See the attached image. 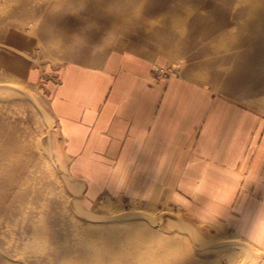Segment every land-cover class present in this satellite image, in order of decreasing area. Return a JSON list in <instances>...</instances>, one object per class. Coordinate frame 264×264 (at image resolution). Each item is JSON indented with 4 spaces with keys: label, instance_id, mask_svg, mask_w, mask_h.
<instances>
[{
    "label": "crops",
    "instance_id": "crops-1",
    "mask_svg": "<svg viewBox=\"0 0 264 264\" xmlns=\"http://www.w3.org/2000/svg\"><path fill=\"white\" fill-rule=\"evenodd\" d=\"M77 1L0 0V73L45 101L69 190L84 210L143 203L264 256V76L252 101L187 68L155 80L151 52L74 47ZM37 45L56 52L27 60Z\"/></svg>",
    "mask_w": 264,
    "mask_h": 264
},
{
    "label": "rangeland",
    "instance_id": "rangeland-1",
    "mask_svg": "<svg viewBox=\"0 0 264 264\" xmlns=\"http://www.w3.org/2000/svg\"><path fill=\"white\" fill-rule=\"evenodd\" d=\"M68 9L74 47L148 51L162 60L154 69L187 68L219 89L249 90L251 101L264 76V0H81ZM53 52L37 45L25 56ZM62 158L37 89L0 73V264H264L240 237H211L177 213L165 220L115 200L84 210Z\"/></svg>",
    "mask_w": 264,
    "mask_h": 264
},
{
    "label": "built area",
    "instance_id": "built-area-1",
    "mask_svg": "<svg viewBox=\"0 0 264 264\" xmlns=\"http://www.w3.org/2000/svg\"><path fill=\"white\" fill-rule=\"evenodd\" d=\"M168 75H169V71L168 70L159 69V68H155L154 69V77H155V79L164 78V77H166Z\"/></svg>",
    "mask_w": 264,
    "mask_h": 264
},
{
    "label": "bare ground",
    "instance_id": "bare-ground-1",
    "mask_svg": "<svg viewBox=\"0 0 264 264\" xmlns=\"http://www.w3.org/2000/svg\"><path fill=\"white\" fill-rule=\"evenodd\" d=\"M212 28V27H211ZM169 245V244H168ZM138 248V247H137ZM136 251V250H135ZM85 254V253H84ZM84 256V255H83ZM86 257H88V256H86ZM91 257V256H90ZM100 257V256H99ZM97 261V260H96ZM138 261H140V260H138ZM94 262V261H93ZM79 264V263H78ZM96 264V263H95Z\"/></svg>",
    "mask_w": 264,
    "mask_h": 264
}]
</instances>
